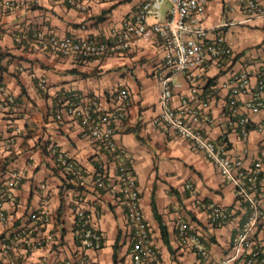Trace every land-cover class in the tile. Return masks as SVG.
<instances>
[{
	"label": "crops",
	"instance_id": "obj_1",
	"mask_svg": "<svg viewBox=\"0 0 264 264\" xmlns=\"http://www.w3.org/2000/svg\"><path fill=\"white\" fill-rule=\"evenodd\" d=\"M144 1L87 0L82 9L69 0H0V83L15 100L0 112V188L14 173L21 176L4 203L7 221H0V246L13 247L1 264H135L133 231L118 183L124 156L131 160L140 209L164 264H219L233 255V238L250 215L248 203L204 151L174 127L154 122L162 111L158 74L171 73L162 40L135 39L129 49L98 58L35 50L39 31L74 40H112L135 22ZM205 9L204 24L212 35L224 37L231 54L220 65L194 71L201 73L196 83L207 106L189 101L187 120L210 139L225 142L250 170L264 146V110L250 114L251 133L244 142L235 124L239 116L229 118L232 94L223 84L246 70L254 89L264 76V18L250 14L239 0H207ZM168 10L167 3L163 19ZM171 86L172 105L180 110L191 82L185 73H173ZM121 88L128 90L130 104L111 121L115 152L92 144L86 127L65 106L97 100L103 113H115ZM244 98L240 95L238 102ZM60 153L73 169L58 160ZM101 175L104 187L96 181ZM259 183L264 192V174ZM262 205L264 210V196ZM213 207L228 213L225 222L214 220ZM78 210L101 235L100 248L81 244ZM183 222L208 250L207 259L193 242L181 241ZM257 239L264 242V215ZM244 262L243 256L230 264Z\"/></svg>",
	"mask_w": 264,
	"mask_h": 264
},
{
	"label": "built area",
	"instance_id": "obj_2",
	"mask_svg": "<svg viewBox=\"0 0 264 264\" xmlns=\"http://www.w3.org/2000/svg\"><path fill=\"white\" fill-rule=\"evenodd\" d=\"M78 8H86L87 0H69ZM245 9L252 15L264 18V5L260 0H239ZM169 4V15L163 19V8ZM207 0H145L137 11L136 20L127 23L123 31L114 34L109 41H96L91 39L74 40L70 37H58L39 31L35 34V50H50L62 55H70L75 58H98L108 54L119 53L129 49L135 39L162 40L165 56V64L170 70L167 75L163 72L158 74L160 82V104L162 111L154 119L156 124L170 125L174 127L180 136L188 139L197 149L204 151L206 156L219 168L223 176L235 187L237 197L245 200L250 209V215L243 227L233 238V255L222 260L219 264H230L231 260L245 257L244 264H264V242L257 239V231L264 215L263 196L259 183V176L264 174V146L256 161L255 168L246 170L242 160L234 158L231 150L224 143L210 139L202 130L194 128L187 114L191 112L189 101L201 103L207 106V101L200 95L197 80L201 73H195L197 69H205L214 63L221 64L223 56L231 54V48L226 46L224 37L220 34L212 35V30L204 24ZM9 4H12L9 2ZM155 19L149 22V17ZM173 73H185L191 82L192 89L184 100L183 108L176 110L172 105L173 90L171 86ZM45 86V80L40 83ZM229 86L231 98L228 101L229 118L233 120L239 116L236 126L240 129V135L244 142L250 137V114L264 110V76L258 80L256 87L252 89L249 82V72L244 70L235 74L229 82L223 84ZM256 90V91H255ZM0 92L3 101L0 102V112L5 111L8 103L15 102L14 96L0 83ZM240 95L245 98L238 102ZM120 101V111L115 113H103L97 100H91L88 104L83 101L67 103V113L79 120L88 132L92 144H101L105 148L117 150L113 139L114 128L111 126L113 119L119 118L130 104L129 92L121 88L117 94ZM211 97V95H210ZM7 102V103H6ZM122 109V110H121ZM61 118V114L58 115ZM124 156V155H123ZM58 160L63 163L67 170L74 168V164L62 153L58 154ZM21 179L19 173H14L12 178L0 188V221L6 222L7 215L4 209L5 201L12 196L14 188ZM97 184L106 186L104 176L97 178ZM118 183L121 188L123 202L127 208V216L131 230L133 231L134 248L133 260L135 264H164L159 258L157 251L152 245L148 225L144 220L139 203V191L131 160L128 156L121 157L119 165ZM186 187L194 191L193 183H187ZM214 220L225 222L228 213L218 207H213ZM80 225L79 239L87 249H98L101 246V235L88 226V220L84 210L77 212ZM33 219L38 214H32ZM189 225L183 222L178 230L181 241L184 244L193 242L197 251L206 259L208 250L202 245L196 235L188 232ZM13 245L4 242L0 246L1 259L7 256ZM85 264V260L81 262Z\"/></svg>",
	"mask_w": 264,
	"mask_h": 264
}]
</instances>
